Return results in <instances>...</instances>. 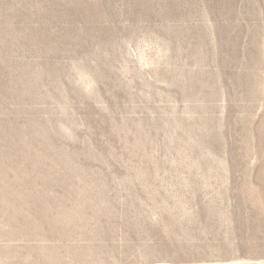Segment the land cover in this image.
Listing matches in <instances>:
<instances>
[{
	"label": "rangeland",
	"instance_id": "rangeland-1",
	"mask_svg": "<svg viewBox=\"0 0 264 264\" xmlns=\"http://www.w3.org/2000/svg\"><path fill=\"white\" fill-rule=\"evenodd\" d=\"M170 216L264 259V0H0V264L160 260Z\"/></svg>",
	"mask_w": 264,
	"mask_h": 264
},
{
	"label": "crops",
	"instance_id": "crops-1",
	"mask_svg": "<svg viewBox=\"0 0 264 264\" xmlns=\"http://www.w3.org/2000/svg\"><path fill=\"white\" fill-rule=\"evenodd\" d=\"M167 223L171 231L168 256L145 264H264V259L229 256L219 241L201 237L202 220L197 217L170 216Z\"/></svg>",
	"mask_w": 264,
	"mask_h": 264
}]
</instances>
